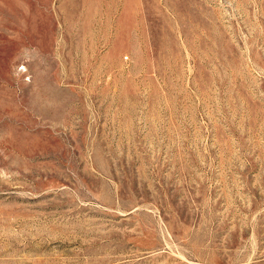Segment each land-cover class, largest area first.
Here are the masks:
<instances>
[{
	"label": "rangeland",
	"instance_id": "374dc122",
	"mask_svg": "<svg viewBox=\"0 0 264 264\" xmlns=\"http://www.w3.org/2000/svg\"><path fill=\"white\" fill-rule=\"evenodd\" d=\"M0 264H264V0H0Z\"/></svg>",
	"mask_w": 264,
	"mask_h": 264
}]
</instances>
